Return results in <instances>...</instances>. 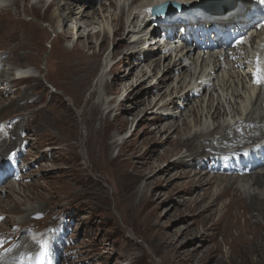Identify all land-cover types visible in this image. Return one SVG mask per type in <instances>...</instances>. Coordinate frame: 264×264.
I'll list each match as a JSON object with an SVG mask.
<instances>
[{
	"label": "rangeland",
	"instance_id": "374dc122",
	"mask_svg": "<svg viewBox=\"0 0 264 264\" xmlns=\"http://www.w3.org/2000/svg\"><path fill=\"white\" fill-rule=\"evenodd\" d=\"M10 1L12 0H4L3 4L11 5ZM87 1H93V6L92 9L86 10L89 14L86 21L76 23L73 18L71 21L66 20L64 22L65 24L68 22L67 29H71L72 32L69 40L60 38V32L64 30L62 22L59 24V29L57 28L58 32L53 26L54 23L49 21L50 11L56 7L54 5L59 6L63 2H57L50 7V0H16L17 7L9 8L10 21L17 29L18 39H23L27 35L22 33V27L28 24L41 27L43 30L39 43L37 37L33 42L28 37L24 38V42L31 46L30 51L23 49L18 51L19 55L23 52L29 53L26 59L28 64L25 67L28 65L29 74L37 77L33 80L21 81L18 85L22 88L20 93L26 92L29 97L25 100L26 102L29 101L27 104L29 110L26 111V114L31 112L34 116L33 125L29 127L35 129V117H40L41 120H44L43 122H51L52 124H54L55 119L61 122L59 128L50 125L47 128L39 129L37 134L33 135L34 138L29 140L32 146L26 149L27 153L29 152L28 157L26 158L24 154L18 157V168L29 177L23 184L22 182L17 184L15 180H12V184L18 193V195L13 196L15 199H21L20 196L26 193L32 199L34 197L35 199L26 201L25 205L35 206L38 209L35 208L33 211L40 210L41 212L36 217L26 219L25 225L29 224V226L20 228V224V226L11 228L9 232L16 237L22 235L31 241L29 237L33 231L37 235H43L47 234L50 228H54L55 246L59 248L61 254H65L64 258H58V254L50 251L51 254L53 253L52 259L56 264H249L248 261L245 262V258L249 256L238 245H235L234 248L231 246V237H235V230L232 229L228 236H224L220 233V224L211 227V224L218 218V207L226 204L227 199L217 202L218 206L211 210L212 216L209 214L201 215L197 210L199 209L198 206L194 207L193 197L196 192L192 191V181L181 180L182 178L172 181L173 175L181 171V166L173 168L171 166L169 172L165 174L157 172L158 169H163L172 162L178 164V157L185 153V149L177 148L172 142L177 138L175 134H172L168 139L169 141L165 142L167 138L165 133L157 134L154 131L150 133L154 127L153 122H151L152 118L164 117L173 111L157 109L144 111L141 108V110L133 113V116L127 117V120L130 121L127 126H123V123L116 117L114 110L107 113L110 108L116 109L117 104L124 97L122 91L114 93L117 87L111 82L112 78L115 73L120 72V70L123 71L132 62L125 56L132 51L131 47L116 49L123 37L122 35L113 37L116 27L110 19L114 16L119 17L121 9L124 11L125 22L128 21L132 9H134L133 14L139 15L140 13L137 11V6L132 5L130 7L132 0H111L118 4L113 8L109 7L108 0ZM73 4L75 6L76 3ZM34 5L39 7L37 14L34 10H32L33 13L30 10V7ZM147 12L145 9L143 12L145 16H147ZM62 16L63 19H67L66 12ZM32 17L39 21H34ZM142 19L135 23V31H138ZM258 25L257 23V27ZM76 26L83 32H90L92 44L90 49H86L87 55L99 54V48H102L96 68L83 87H78L73 77L68 78V80L60 74V67L64 66V57H60L57 50L59 41L71 48L72 43L76 40V32H78ZM148 28L149 25L147 24L141 35L146 36ZM155 29L156 32L159 26ZM131 31L134 30L126 25L121 34ZM95 32H98V35L93 36ZM157 32L161 35L160 29ZM103 34H107V42L101 44ZM149 34L148 37L155 33ZM129 39V41L133 40L131 36ZM249 39L246 37L242 45L250 42L251 46L246 49L252 50L255 46ZM4 44H8V46L4 47ZM141 44H139V50L142 49ZM15 45V41L7 43L0 34V48L2 50L10 51ZM125 45L123 44V47ZM153 47L157 48L158 46L154 45ZM162 47L166 51L170 50L168 53L172 57L179 51L175 47H171V49ZM174 49L176 52H173ZM114 50H117L118 53L109 58ZM122 57H124L123 60ZM190 62L191 60L187 58L182 59V63L185 65H189ZM112 63L117 64L115 69L109 73V65ZM102 74L104 76L101 77ZM58 75L60 76L58 77ZM253 76L256 77V74ZM100 77L102 83L98 81ZM155 81L156 79L151 78L146 85H153ZM235 85L232 86L236 87ZM246 86L250 87L251 82ZM222 89L216 87V90H213L212 85L206 87L200 93V97L195 100L198 102L204 100L206 104L209 97L212 96L214 99L213 106L218 104L221 114L225 111L220 122L234 124L238 118L233 116L232 108L228 104L230 92H227L228 88L226 89V87ZM237 89L242 93L241 95L244 94L240 82ZM93 91L95 93H92ZM108 100H112V103L110 105L104 104ZM233 101L234 99H232ZM235 101L237 103L235 105L244 108L241 98H237ZM96 104H98L100 111L97 112L98 115L92 117L93 120H90L91 113L88 112L92 111ZM190 105H193V102ZM41 106L47 108L45 112L39 111ZM36 110L39 111L40 116L35 113ZM9 114L1 111L0 121L6 122L9 119ZM100 116L107 119L104 126L101 124L103 122L99 119ZM201 120L204 121L203 118ZM206 122H209L210 127L212 126L209 118ZM2 124L0 123L1 128H3ZM62 127L63 130L60 129ZM1 131V135L7 139L8 131L4 129ZM257 144L260 143H255L256 147ZM153 149H155L154 153L152 152ZM121 153L124 155L120 156L123 166L127 168L128 174H130L126 182L131 183L130 191H137L134 202L131 203V210H127L128 217L121 209L122 203L117 202V194L123 192L122 181L117 177V172L120 173L121 168L116 161L108 160V155L113 159ZM263 154L264 151L260 150L259 154L254 155V160L261 161L264 157ZM138 172L143 173L146 179H144L145 177L139 178ZM135 173L138 177L135 175L133 178L132 174ZM152 175L153 177L150 178L149 176ZM214 190L215 188L211 189V194ZM197 193L201 194L200 191ZM3 199L5 200V198ZM22 208L21 206L20 209ZM24 214L22 212L3 213L2 217L8 221V224L15 225L21 218L24 219ZM181 218H185L182 223L179 222ZM171 223L175 224L173 228H188L185 235L186 241L190 240V234L194 233L196 238L194 246L203 245L204 247L200 248L199 252H193L192 257L188 254L193 246L179 250L177 253L180 257H176L177 261L175 258L174 261H171V254L161 243L164 242L166 236L168 237L166 228ZM238 223L243 224V219L238 218ZM209 227L211 229L206 231ZM4 232L8 231L5 230ZM46 240L47 238L42 237V245L47 244ZM44 246L42 248L37 247L35 253L41 252ZM206 247H208L207 250H205ZM171 252L174 253L172 250ZM259 253L256 252L251 255L252 263L250 264H264V250ZM211 254L214 256L212 260L210 259ZM27 262V260L20 261L22 264H28Z\"/></svg>",
	"mask_w": 264,
	"mask_h": 264
},
{
	"label": "bare ground",
	"instance_id": "6f19581e",
	"mask_svg": "<svg viewBox=\"0 0 264 264\" xmlns=\"http://www.w3.org/2000/svg\"><path fill=\"white\" fill-rule=\"evenodd\" d=\"M108 1L109 7L113 8L118 5L111 0ZM194 1L196 0H132L130 7L132 5L137 6L139 15L133 14L134 9H132V13H130L131 19L129 17L128 21L125 22L123 17L124 11L120 8V16H114L110 19L116 27L113 37H117L118 35H122L123 37L122 42L116 49L131 47L132 51L128 55L125 54V56L132 62L125 68L126 70L118 71L112 78L111 82L117 87L114 93L122 91L124 97L117 104L116 109L110 108L107 110V113L114 110L116 117L123 123V126H127L130 123L127 117L133 116V113H136L139 109L141 110V108L144 111L146 109L173 111L170 115L152 118L151 122H153L154 127L150 133H153V131L157 134L165 133L167 135L165 142H168L169 137L175 134L177 138L172 142H174L177 148L181 147L185 149V153L178 157V164L172 162L163 169H158L157 172L165 174L169 172L171 166L172 168L181 166V171L173 175L172 181L181 178V180L192 181V191L196 192L193 197L194 207L198 206L197 208L199 209L197 210L201 215L209 214V216H212L211 210L218 206L217 202L227 199L228 202L218 207L219 210L215 209L219 212V215L217 220L211 224V227H216L217 224H220V233L224 236H228L229 231L232 229L235 230V237L230 236L231 246L234 248L235 245H238L249 256L245 258V262L248 261L250 264L252 263L251 255L264 250V157L261 161L254 160L255 154H259L260 150L264 151V83L257 84L255 82L258 73L264 75V24L261 23V25L259 23L261 20H264V17L263 14L256 13L249 18L247 13L238 15L237 12L236 24L245 26L246 36L252 40L255 46L252 50L242 48V43L232 46H228L229 43L210 47H199L197 45L195 47L182 46L177 52L175 51V47L173 50V52H176L174 57L168 53L170 50H164L162 45L159 44H155V46H158L157 48L149 45L147 51L144 49L139 50V44L148 40L147 35H150L149 33L151 32L157 34V31L160 29L161 35L171 36L175 26V31L187 28L182 22L173 23L176 20L172 22L168 15L157 18L164 17L171 23L166 21V19L165 21H154L155 17L152 11L156 9L157 5L180 3L181 5H185V7H190L189 3ZM239 1L247 2V0ZM10 2L12 4L6 6L3 4L4 0H0V34L7 43L16 42V45L10 51L5 52L0 48V112L10 113L9 119L6 122L0 121V123H3V128L0 127V224H2L0 225V264H17V262L24 260H27L28 264H56L52 259V254H58V258H64L65 254H61L59 248L55 246L54 228H50L47 234L42 235V237L47 238V244L39 253H35L38 246L34 242L29 241L22 235L16 237L9 232L11 228L20 226V224V228L29 226V224L25 225L26 219L36 217L41 212L40 210L33 211L37 208L35 206L25 205L26 201L29 202L35 199L34 197L32 199L26 193L20 196L22 197L21 199H15L13 196L18 195V193L12 184V180H15L17 184L20 182L23 184L29 177L18 168V157L23 154L26 158L28 157L29 152L27 153L26 149L32 146L29 140L33 135L37 134L39 129L47 128L50 125L59 128L61 124L58 119H55L54 124H52L51 122H43L44 120H41L40 117H35V129L33 130L32 127H29L33 125L32 120L34 116L31 112L26 114V111L29 110L27 106L29 101L26 102L25 100L29 99V97L26 92L20 93L22 88L18 85H20L21 81L33 80L37 77L31 73L29 74L28 65L25 67L28 64L26 59L29 53L23 52L19 55L18 51L21 49L30 51L31 46L29 43L24 42V38L28 37L33 42L37 37L39 43L43 30L41 27L28 24L22 27V33H26L27 35L23 39H18L17 29L10 21L8 13L10 7H17V2L16 0ZM57 2H63V4L59 6L54 5L56 7L50 11L49 21L54 23L53 26L56 31H58L57 28L59 29V24L62 22L64 30L60 32V38L62 40H69L72 32L71 29H67L68 22L66 24L64 22L66 20L71 21L73 18L76 23L86 21L89 18L86 10L92 9L93 1L50 0L49 6L57 4ZM74 2L76 3L75 6ZM246 6L244 7L245 9ZM145 9L148 11L147 16L143 13ZM30 10L32 13V10H34L37 14L39 7L34 5L30 7ZM101 10H103V7H101ZM235 11L236 6L230 9V13L232 14ZM64 12L67 14V19H63L62 14ZM32 18L34 19V17ZM140 19H142L140 27L138 31H135V23ZM34 21L38 22L39 20L34 19ZM257 23L259 24L258 27ZM147 24L150 28L146 31L148 34L146 36L144 34L141 35ZM126 25L134 31L121 34ZM170 25L174 27L167 29L166 27ZM158 26L159 29L155 32V28ZM179 27L181 28L179 29ZM76 30L78 31L76 32V40L72 43L71 48L63 45L58 40L57 50L60 57H64V66L60 67V74L65 79L73 77L75 84L78 87H83L96 68L97 59L102 52V48H99V54L92 53L91 56L87 55L86 49H90L92 44L90 32L86 33L84 31V34L80 28ZM96 35H98V32H95L93 36ZM129 36L133 40L129 41ZM222 38L227 39L228 37ZM102 40L101 44L107 42V34H103ZM123 44L126 45L123 47ZM6 46L8 44H4V47ZM117 53L118 51L114 50L109 58H112ZM183 58L191 60L190 64H183ZM116 64L112 63L109 65V73L115 69ZM58 69L57 73L59 72ZM253 74H256V77ZM101 77L100 80L98 79L100 83H102ZM151 78L156 79V81L153 85L148 84L149 86H147V81ZM239 82L241 90L244 89L243 95L237 89ZM249 82H251V86L247 87L246 85ZM233 84H236V87L232 86ZM211 85L213 86V90H216V87L221 89H224V87L228 88L227 92H230L228 104L232 108L233 116L238 118L234 124H230V122L225 123L224 121L220 122V118L225 111L221 114L218 104L213 106L214 99L212 96L209 97L206 104L204 100H200L199 102L195 100L197 97H200V93L206 87ZM26 89L28 88L26 87ZM92 93H95V91ZM237 98L243 100V109L239 105H235L237 104L235 101ZM232 99H234L233 102ZM192 102L193 105H190ZM102 103L103 101L101 105ZM111 103L112 100H108L104 104L110 105ZM97 105H94L92 111H87L91 113L90 120H93L92 117L100 111ZM41 107L39 111L45 112L47 108ZM37 111L35 113L40 116L39 111ZM105 118L99 117L103 122L101 123L102 126L107 122ZM208 118L211 120V127L208 125L209 122H206ZM2 129L8 131L7 139L1 135ZM60 129L63 130V127ZM99 130L95 133L96 135ZM255 143H260V148L256 147ZM152 152L154 153L155 149ZM120 156L124 155L121 153L113 159L108 155V160L111 162L116 161L121 168L120 173L117 172V177L122 181L121 185L123 187L121 188L123 192L117 194V202L122 203L121 209H123L125 216L127 215L128 217L127 210H131V203L134 202L137 191H130L131 183H128L129 181L126 182L130 174H128L127 168L123 166ZM19 174H21L20 177ZM135 175L136 177L139 176V178L145 177L141 172L138 176L136 173L132 174V177L135 178ZM149 177L152 178L153 175ZM212 188H215V190L211 194ZM197 191H200L201 194L197 193ZM12 205H14L13 208ZM21 206L23 207L22 209H20ZM13 212L25 213L24 219L21 218L22 221L20 220L15 225L8 224V221L2 217L3 213L10 214ZM205 218L207 219V217ZM238 218L243 219V224L238 223ZM184 219H179V222L182 223ZM10 223L12 222L10 221ZM174 223L168 224L169 226L166 228L168 237L166 236L164 242L162 241L161 243L171 254V261H174V258L177 261L176 257H180L177 253L179 250L191 246H193V251L191 250L192 252L190 251L188 256L192 257L193 252H199L198 250L204 246H194L196 239L194 233L190 234V240L186 241L185 235L188 232V228H173ZM210 229L209 227L206 231ZM5 230L9 233L4 232ZM207 249L208 247L205 250ZM50 251L53 253L51 254ZM213 258L214 256L211 254L210 259L212 260Z\"/></svg>",
	"mask_w": 264,
	"mask_h": 264
},
{
	"label": "water",
	"instance_id": "95a60500",
	"mask_svg": "<svg viewBox=\"0 0 264 264\" xmlns=\"http://www.w3.org/2000/svg\"><path fill=\"white\" fill-rule=\"evenodd\" d=\"M236 4V0H205L200 6L196 5V7H201L211 12L220 14L234 8ZM183 9H186L185 5L177 3H165L161 6L156 7V9L152 11V14L154 16H158L160 14L172 15L180 12Z\"/></svg>",
	"mask_w": 264,
	"mask_h": 264
},
{
	"label": "clouds",
	"instance_id": "9594fccd",
	"mask_svg": "<svg viewBox=\"0 0 264 264\" xmlns=\"http://www.w3.org/2000/svg\"><path fill=\"white\" fill-rule=\"evenodd\" d=\"M30 240L31 241H33L38 247H43L44 245H42V243H41V239H42V234H40V235H37V233H35V231H33L32 233H31V235H30ZM46 245V244H45ZM44 248H45V246H44ZM43 250V249H42ZM41 250V251H42ZM26 262V261H25ZM17 264H22V263H20V262H17Z\"/></svg>",
	"mask_w": 264,
	"mask_h": 264
},
{
	"label": "snow or ice",
	"instance_id": "6c2138e0",
	"mask_svg": "<svg viewBox=\"0 0 264 264\" xmlns=\"http://www.w3.org/2000/svg\"><path fill=\"white\" fill-rule=\"evenodd\" d=\"M261 4H264V0H260ZM240 43H243V41H240ZM257 84L264 83V75L257 74V79L255 81Z\"/></svg>",
	"mask_w": 264,
	"mask_h": 264
}]
</instances>
